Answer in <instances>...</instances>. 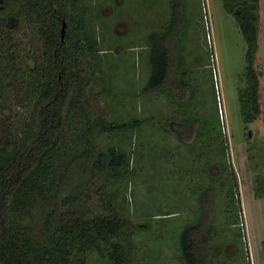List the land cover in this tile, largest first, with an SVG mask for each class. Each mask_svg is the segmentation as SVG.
I'll return each instance as SVG.
<instances>
[{"label": "trees", "instance_id": "obj_1", "mask_svg": "<svg viewBox=\"0 0 264 264\" xmlns=\"http://www.w3.org/2000/svg\"><path fill=\"white\" fill-rule=\"evenodd\" d=\"M221 1L246 42L245 71L241 76L244 85L239 87L238 97L241 115L245 124L260 116L264 121L261 73L256 65L261 30L259 2ZM170 3L169 22L165 20L161 29L149 34L152 70L142 92L165 96L170 109L177 110L176 118L167 122L170 127L163 129L186 143V147H175L188 168L178 180H185V188L197 189L196 198L189 195L191 205H197H192L193 210L179 219V233L172 237L170 222L175 225L177 217L171 215L184 214L169 205L156 210L162 219L155 236L149 230V220L144 218L147 222L131 225L121 214L123 204L129 202L131 192H127V186L136 154L144 149V134L138 127L145 120L110 121L99 114L94 104V73H101L102 89L97 93L105 96L107 92L111 96L113 91L109 81V87H104L106 69L101 66L111 65L101 56L105 53L100 48L103 33L91 23L90 6L83 0H0V41H6L7 52L0 70V87L13 92L10 99H3L0 90V264H96V260L105 264H155L158 260L153 258L154 244L158 246L156 257L161 256L160 245L165 244L177 248L183 264H212L218 252L213 235L216 225L239 226L240 238L245 243L237 176L224 158L214 156V161L208 156L209 144L226 146V135L221 120V134L219 130L214 134L211 123L202 121L194 109L190 70L182 55L184 2ZM174 13L179 16L176 22ZM156 31L161 32L159 45L152 37ZM18 35L25 36V40ZM97 65L99 70L95 71ZM22 108L25 117L16 119L20 115L14 109ZM145 122L149 124V119ZM73 125L76 128L68 133L69 148L63 151L67 130ZM106 133L112 141L101 147V136ZM132 138L137 149L126 148L127 140ZM151 149L146 153H153ZM204 153L207 157L201 160ZM177 156L172 155L173 167L169 166L170 170L164 173L165 179L166 175L176 173ZM220 162V176H212L211 167ZM194 166H198L196 173ZM227 172L231 174L228 182L234 181L228 185L223 203L218 205L214 196L221 197L223 193L215 182L226 180L228 177L222 178V173ZM193 173L207 182H190L191 177H187ZM94 179L101 183L95 190V209L89 211L85 202ZM210 203L218 207L211 219L206 214L207 207H214ZM141 233L150 241L141 239ZM174 238L176 241H172ZM225 242L228 240L222 237L220 246H225Z\"/></svg>", "mask_w": 264, "mask_h": 264}, {"label": "rangeland", "instance_id": "obj_2", "mask_svg": "<svg viewBox=\"0 0 264 264\" xmlns=\"http://www.w3.org/2000/svg\"><path fill=\"white\" fill-rule=\"evenodd\" d=\"M181 1L184 2L182 17L186 25H184L185 37L182 41L185 49L182 55L190 70L194 109L199 113L202 121L211 123L210 128L214 134L218 133V130L220 133L221 120L223 133L226 135V146H220L219 143L209 144L211 152L208 156L211 155L214 161L217 160L214 156L224 158L237 176V197L242 213L240 219L242 226H240L242 230H245L244 240L247 245L245 247V243L240 238L239 226L231 228L227 225L225 228L223 225H216L213 235L215 249L218 252L215 257L213 256L212 264H264V121L260 116L254 122L245 124L238 103L239 87L244 85L241 76L245 71L246 42L233 16L224 10L221 0ZM83 2L91 8L89 12L91 23L102 30L103 38L100 48L105 53L101 56L111 65L110 67H107V64L101 66L103 70L106 69L104 87H109V85L106 87L109 81L113 91L111 96H108L107 92L106 97L96 92L102 89L99 85L101 73L93 74L94 83L91 91L99 114L110 121L111 119L144 118L145 121L149 119V124L146 125L144 121L138 127V130L144 134L141 137V140H144V149H139L136 154L135 167L130 176L131 182L127 186V192H131L128 195L131 204L128 201L122 203L125 209L121 210V214L131 222V225L149 220L151 222L149 230H153L155 236L160 219H162L156 210L157 208L164 209V206L169 205V208L184 214L180 217L171 215L177 217L175 225L170 222L172 237L175 233H179V219L193 210L192 205H197L194 202L191 205L192 198L189 197L190 195L196 198L197 189L195 187L185 188V180H178V177L186 174L188 168L187 163L182 160L181 151L177 152L175 147L177 145L182 148L186 147V143L169 131L164 132L163 129L166 125L170 127L167 122L173 117L176 118L177 110L170 109L165 96L142 92L152 70L151 48L148 45L149 34L154 29H161L165 20L169 22L171 19L172 14L168 15L170 0H83ZM258 2L261 30L259 31V54H257L256 65L261 73L260 101L264 109V0H258ZM176 11H179L177 4ZM174 14L176 18L174 22H176L179 16ZM160 34L161 32L156 31L152 36L157 41V45L160 43ZM18 37L25 40V36L18 35ZM173 38L177 45V36L174 35ZM108 47L114 49L106 50ZM6 53V41L3 43L0 41V70L4 66ZM98 70L97 65L95 71ZM0 85H2L1 78ZM0 90L3 99H10L13 95V92H8L3 86ZM14 111L20 115L16 119H22L26 115L23 108L14 109ZM181 118H183L182 115ZM75 128L76 125L68 128L63 142V151L69 148L68 137ZM133 139L127 140L129 146L127 145L126 148L137 149L138 145H133ZM109 141H112L109 133L102 135L101 147L107 145ZM149 147L152 148L153 153L147 154ZM177 154L174 162L177 174H168L165 179L164 173L170 170L169 166L173 167V161L170 159H173L172 155ZM206 157L204 153L200 159L203 160ZM220 167H222L221 162L211 167V175L219 177ZM196 168L198 169V166ZM196 168L193 167V172H198ZM190 175L187 177V179L191 177L190 182L194 180L197 183L207 182L203 176L198 177L197 175L198 178H196L194 173ZM230 175L229 172L222 173V178H228L216 180V186L222 188L223 197L214 196L215 204L223 203L226 189L234 181L228 182ZM257 177L260 178L259 182ZM100 183L94 179L89 187V200L85 202L89 211L95 209L93 203L97 194L95 190ZM225 196L227 198L228 195ZM210 204L214 207H207L206 214L211 219L214 217L213 210L217 211L218 207ZM196 209L199 208L196 207ZM212 221L215 223L217 220ZM141 237H143L142 233ZM222 237L228 240L225 246H220ZM141 239L146 243L150 241L146 237ZM172 241H176V238ZM160 247L163 250V253L160 252V257H156L157 244H154L152 248L154 261L158 260L155 264H183L177 255L178 250L175 246L165 247V244H162ZM149 248L150 246H147V249ZM143 256L148 260L147 256ZM96 264L105 263L96 260Z\"/></svg>", "mask_w": 264, "mask_h": 264}]
</instances>
